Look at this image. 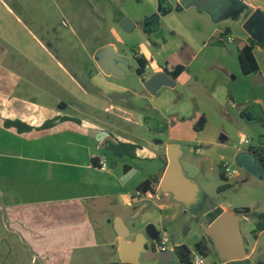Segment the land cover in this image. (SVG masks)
<instances>
[{
  "label": "crops",
  "instance_id": "1",
  "mask_svg": "<svg viewBox=\"0 0 264 264\" xmlns=\"http://www.w3.org/2000/svg\"><path fill=\"white\" fill-rule=\"evenodd\" d=\"M161 2L171 7L167 1ZM253 3V7L239 17V22L245 24L257 9L264 12L261 3ZM35 4L43 11L51 5L48 0H0V240L8 245L12 264L122 262L121 241L135 242L123 212H128L134 203L153 194L171 196L173 201L190 208L203 198L200 185L186 175L181 162L184 151L179 141L197 142L204 149L197 148L196 152L206 161L216 162L219 148L228 149L230 158L243 150L233 143L231 131L236 115L227 109L239 108L241 119L264 126V68L256 54L257 50H264V43H258L254 49L259 70L245 74L238 47L241 42L255 40L253 33L243 29L241 35L236 36L225 23L224 28L213 27L204 43L190 39L184 44L177 38L184 34L182 24L170 27L164 23L169 37L161 26L155 32L160 17L153 9L145 15L146 20L156 21L155 25L145 27V34H151V39L147 47L136 51L145 61L142 74L138 72L137 62L139 87L121 82L127 75L123 64L119 66L124 75L115 76L106 74L96 63V73L90 75L95 88L89 93L80 73L73 70V64L68 66L54 55L57 52L54 39L65 41L59 34L61 26L74 32L76 16H73V25L66 18L61 20V26L49 25L44 23L48 14L38 12L33 7ZM199 11L200 15H206L205 11ZM203 17L206 22L210 21ZM33 21L38 22L37 29ZM122 43L119 38L105 41L91 50V57L104 46L112 45L124 58L119 46ZM154 52L162 57L163 65L155 62ZM173 55L185 66L176 78L165 68V62ZM150 69L152 73L148 74ZM159 73L167 74L173 83L151 94L142 81ZM244 110L251 115V120L241 116ZM202 116L206 123L202 129H197ZM59 117L72 120L42 127ZM159 119L169 122L167 141L152 142L134 132L133 127L137 126L160 127ZM7 120H18L32 129L21 132L16 127H7ZM187 127L192 136L174 135L175 131L183 132ZM263 139L261 135L244 150L257 149ZM108 142L135 144L138 146L136 156L117 155L108 148ZM172 147L179 153L185 176L199 188L189 206L175 200L171 193L163 192L160 183L154 187L155 193L138 190L152 176L160 175L161 182ZM107 152L120 161L109 162ZM127 159L131 162H126ZM102 161L106 162V167H102ZM134 166L141 167L142 179L127 183ZM224 177L228 179L225 174ZM105 203H110V214L114 216L104 219V230L99 232L96 223L102 221L96 219L94 213L107 209ZM218 210L239 215L241 231L240 213L219 207L209 214ZM117 221L129 231L127 236L116 230ZM208 221L204 228L212 224L210 216ZM244 248L247 252L245 242ZM210 250L220 260L213 244ZM246 258L248 254L241 260Z\"/></svg>",
  "mask_w": 264,
  "mask_h": 264
},
{
  "label": "rangeland",
  "instance_id": "2",
  "mask_svg": "<svg viewBox=\"0 0 264 264\" xmlns=\"http://www.w3.org/2000/svg\"><path fill=\"white\" fill-rule=\"evenodd\" d=\"M48 1L51 5L44 6V11L39 4L33 5L38 12L41 13L42 11L48 14L44 23L54 24L58 27L61 26V20L66 18L73 25L72 19L73 16H76L77 23L74 24V32H70L69 28L61 26L59 34L65 38V41L60 42V39H54L57 50L54 55L60 57L68 66L73 64V70L80 73V77L87 84L84 88L89 93H91L90 89L95 88L90 75L96 73V62L94 57H91L93 55L91 50L105 41H118V38L123 41L119 46L121 54L127 62L123 64L127 75L121 82L139 87L136 71L137 61L134 59L135 51L139 52L147 47L151 34H145V15L153 9L158 14L161 1H167L173 10L159 16L162 19L159 18L155 32H158L161 26V30L165 31L169 37L170 33L166 30V26H163L164 23L170 27H177L182 24L184 34L183 36L178 35L177 38L184 44L190 39L196 40L198 44L204 43L205 37L213 27L224 28L225 23L231 26L234 35L239 36L244 29V24L239 22V17L253 7V2L261 3L264 6V0H232L231 6L225 10L222 16L218 20H214L207 12L203 13L206 15H200L202 13H199L200 11L196 6H190L181 11L178 8V0H53L57 5L56 7L52 1ZM203 16L210 18V21L206 22ZM125 18L130 19L135 24L132 30L127 31L121 27ZM32 23L37 29L38 22L33 21ZM87 50H90L91 53H87ZM256 54L264 68V50H257ZM154 57L156 63L164 64L162 57L156 55L155 52ZM68 70L71 71V68L68 67ZM147 73H152V69L148 70ZM227 112L236 115V119H233L232 123L234 130L231 131L236 147L244 150L249 146V144L244 143V139L252 142L258 140L261 135L264 136V126L250 124L241 119L239 108L234 109V111L227 109ZM158 122L160 127L137 126L133 127L134 132L152 142L155 140L167 141L170 136L169 122L166 119H159ZM175 132L174 135L176 136H192V131L188 127L183 132L178 130L177 133ZM178 143L184 151L181 162L186 175L200 185L203 198L198 205L186 208L183 204L173 201L171 196L149 194L144 201L134 203L128 212H123L124 221L130 228L133 238L140 241V249L134 264H182L176 254V247L186 245L195 251L196 244L203 240L208 241L212 247V242L206 235L204 226L209 222V212L219 207L234 212L245 208L250 209V212L240 214L243 218L241 232L248 258L235 264H264V232H256L258 216L264 213V180L243 169H240L239 175L224 180L221 177L222 164L228 163L233 168L238 167L236 157L230 158L227 153L228 149H217L216 162H213L206 161L202 154L196 152L197 148L204 149L197 142L181 140ZM106 155L109 162L120 161L113 153L107 152ZM126 162L130 163L131 161L127 159ZM121 166L123 168V165ZM142 172L140 166H134L132 174L127 176V183L140 181ZM225 184H228L229 187L220 191V186ZM129 187L133 188L132 186ZM105 206L107 209L94 213L96 219L102 221L96 223L99 232L104 230L103 224H106L104 219L106 217L113 219L114 216V213L110 214V203H105ZM151 224L157 228L160 237L169 238V251L174 254L171 261L164 262L158 258L146 259L148 251L159 252L155 247L156 241H153L147 233V228ZM116 247H119V244ZM9 254L8 245L0 240V264H12L13 257ZM116 257H119V253L118 256L115 255V259H117ZM206 257L210 264H223V261L217 259L213 254L206 255Z\"/></svg>",
  "mask_w": 264,
  "mask_h": 264
},
{
  "label": "water",
  "instance_id": "3",
  "mask_svg": "<svg viewBox=\"0 0 264 264\" xmlns=\"http://www.w3.org/2000/svg\"><path fill=\"white\" fill-rule=\"evenodd\" d=\"M232 0H182L178 4L179 9L196 6L199 10L209 13L214 20H218L222 14L231 6ZM172 11V7H166L160 2V11L157 17ZM156 24L154 19L146 20L145 27ZM135 24L130 19L125 18L121 27L124 30H132ZM244 29L253 33L255 40L259 44L264 43V12L257 9L247 19ZM95 62L106 73L115 76L124 75V70L119 64H126L125 59L118 55L112 45H107L98 50L94 56ZM145 88L151 94H155L163 85H172L171 78L165 73L156 74L152 79L142 81ZM241 116L246 120H251V115L244 110ZM236 163L240 169L246 170L250 174L264 180V163L262 159L252 150H242L236 156ZM160 187L165 193H171L177 201L183 202L189 206V202L194 200L195 193L199 190L194 182L190 181L184 174L180 161L179 153L176 147H172L169 154V164L160 182ZM140 212V211H139ZM241 218L239 215H232L229 212H223L216 218L212 224L204 228L206 235L213 244L214 252L218 254L221 261L227 264H235L243 259L247 252L244 248V242L239 228ZM116 230L122 236H127L129 231L121 224L116 222ZM147 233L153 241L159 239V231L154 225H149ZM140 241L128 242L122 240L120 243V258L123 263L134 264ZM174 257L172 251H148L146 259L158 258L160 261L168 262Z\"/></svg>",
  "mask_w": 264,
  "mask_h": 264
},
{
  "label": "trees",
  "instance_id": "4",
  "mask_svg": "<svg viewBox=\"0 0 264 264\" xmlns=\"http://www.w3.org/2000/svg\"><path fill=\"white\" fill-rule=\"evenodd\" d=\"M257 45H258V42L254 39H250L248 43L246 42L239 43V47H238L239 58H240L242 70L245 74H251L259 70V65H258L257 59L254 54V49ZM135 59L139 63L138 72L142 74L145 68L144 57L135 51ZM165 68H166V71L170 73L174 78L178 77L185 70V66L182 64V62L180 61L177 55L171 56L165 62ZM63 120H72V118L70 117L55 118V119L47 121L42 127L48 128L56 124L58 121H63ZM205 123H206V118L205 116H202L199 119L196 125V128L202 129ZM5 125L7 127H16L21 132L32 129L31 126H28L27 124H24L18 120L16 121L7 120L5 122ZM108 148H110L117 155H129L131 157H135L138 146L135 144H130V143L119 142L117 144H114V143L108 142ZM252 151L258 154V156H260V158L262 159L264 163V154L259 150H252ZM221 177L222 179L227 180L224 177L223 171H221ZM159 183H160V175H155L149 178L148 180H146L145 182H143L139 186L138 190L144 193H147L148 191L155 193L154 187L158 185ZM228 187L229 185L225 184L223 186H220L219 190L223 191L227 189ZM236 212L240 214L247 213V212H250V209L245 208L243 210H237ZM221 213H222V210H218L214 213H210L209 214L210 221H213L214 219H216L217 216L220 215ZM258 217L259 218H258V222L256 226V232L260 233L264 231V213L259 214ZM196 250L206 255L205 245L203 244V242L200 241L196 244ZM175 251L182 264H192L190 260V255H191L192 250L188 246L180 245L175 248ZM111 264H132V263L117 262V263H111ZM259 264H262V263H259Z\"/></svg>",
  "mask_w": 264,
  "mask_h": 264
},
{
  "label": "built area",
  "instance_id": "5",
  "mask_svg": "<svg viewBox=\"0 0 264 264\" xmlns=\"http://www.w3.org/2000/svg\"><path fill=\"white\" fill-rule=\"evenodd\" d=\"M243 141L246 144H250V141L248 139H244ZM252 150H259L264 154V139L257 149L254 148ZM106 166H107L106 162L102 161V167H106ZM221 168H222L223 173L228 178L239 175V173H240L239 167L233 168V166L229 165L228 163L222 164ZM169 244H170V240L168 237H166V236L160 237L159 236V239L155 243V247L158 251H168L169 250ZM190 260H191L192 264H210L207 260L206 255L203 254L202 252L198 251V250L191 252Z\"/></svg>",
  "mask_w": 264,
  "mask_h": 264
},
{
  "label": "flooded vegetation",
  "instance_id": "6",
  "mask_svg": "<svg viewBox=\"0 0 264 264\" xmlns=\"http://www.w3.org/2000/svg\"><path fill=\"white\" fill-rule=\"evenodd\" d=\"M203 244L205 245V253H206V255H212V251L210 250V244H208V241H205V243H203Z\"/></svg>",
  "mask_w": 264,
  "mask_h": 264
}]
</instances>
